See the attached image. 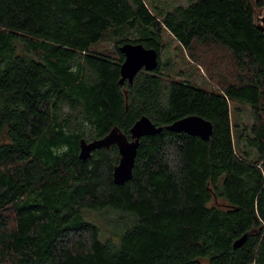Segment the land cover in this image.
I'll return each mask as SVG.
<instances>
[{
  "label": "trees",
  "instance_id": "1",
  "mask_svg": "<svg viewBox=\"0 0 264 264\" xmlns=\"http://www.w3.org/2000/svg\"><path fill=\"white\" fill-rule=\"evenodd\" d=\"M263 0H0V264H264ZM167 31L225 48L233 79L207 90L140 70L119 84L124 42L160 55ZM111 38L112 52L97 45ZM251 124L231 121V102ZM196 114L208 140L165 126ZM147 116L132 177L116 185V145L79 140ZM247 233L234 249L235 239Z\"/></svg>",
  "mask_w": 264,
  "mask_h": 264
},
{
  "label": "water",
  "instance_id": "2",
  "mask_svg": "<svg viewBox=\"0 0 264 264\" xmlns=\"http://www.w3.org/2000/svg\"><path fill=\"white\" fill-rule=\"evenodd\" d=\"M255 25L264 35V6L261 13L255 17ZM118 50L124 56L119 68L120 78L118 82L121 85L125 81L132 83L135 75L140 70L152 71L159 65L158 51L155 48L145 47L142 43L124 42L119 45ZM165 128L170 131L184 132L191 136H197L202 140H208L212 134L211 122L196 114L176 119L172 123L167 124ZM162 130V126H156L147 116H141L130 128V138L120 132L117 127H114L100 138L89 141L83 138L80 139L78 157L81 160H87L94 150L116 145L119 160L113 168L112 179L114 184L123 185L132 177L140 138L157 134ZM246 238L247 233H244L233 241L232 247L234 249L241 247Z\"/></svg>",
  "mask_w": 264,
  "mask_h": 264
},
{
  "label": "rangeland",
  "instance_id": "3",
  "mask_svg": "<svg viewBox=\"0 0 264 264\" xmlns=\"http://www.w3.org/2000/svg\"><path fill=\"white\" fill-rule=\"evenodd\" d=\"M195 0H145L152 10L166 11L176 5H187ZM157 9V10H156ZM114 41L106 38L97 47L112 52ZM163 46L159 59L162 72L176 80H186L207 90L220 89L233 79V69L229 52L210 43L196 42L188 51L167 31L162 35ZM231 121L238 123L239 129L251 124L250 109L240 102H231Z\"/></svg>",
  "mask_w": 264,
  "mask_h": 264
}]
</instances>
